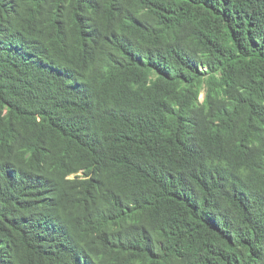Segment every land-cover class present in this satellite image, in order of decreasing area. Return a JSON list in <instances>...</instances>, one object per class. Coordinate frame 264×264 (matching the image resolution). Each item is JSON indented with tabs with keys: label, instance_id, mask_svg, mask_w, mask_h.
<instances>
[{
	"label": "trees",
	"instance_id": "16d2710c",
	"mask_svg": "<svg viewBox=\"0 0 264 264\" xmlns=\"http://www.w3.org/2000/svg\"><path fill=\"white\" fill-rule=\"evenodd\" d=\"M0 264H264V0H0Z\"/></svg>",
	"mask_w": 264,
	"mask_h": 264
},
{
	"label": "clouds",
	"instance_id": "9594fccd",
	"mask_svg": "<svg viewBox=\"0 0 264 264\" xmlns=\"http://www.w3.org/2000/svg\"><path fill=\"white\" fill-rule=\"evenodd\" d=\"M202 96V95H201ZM203 98H204V94H203ZM202 97H201V99H203Z\"/></svg>",
	"mask_w": 264,
	"mask_h": 264
},
{
	"label": "rangeland",
	"instance_id": "374dc122",
	"mask_svg": "<svg viewBox=\"0 0 264 264\" xmlns=\"http://www.w3.org/2000/svg\"><path fill=\"white\" fill-rule=\"evenodd\" d=\"M202 98H203V94H202V96H201Z\"/></svg>",
	"mask_w": 264,
	"mask_h": 264
}]
</instances>
